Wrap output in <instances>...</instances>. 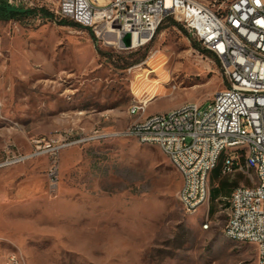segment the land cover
I'll return each instance as SVG.
<instances>
[{"label": "rangeland", "instance_id": "1", "mask_svg": "<svg viewBox=\"0 0 264 264\" xmlns=\"http://www.w3.org/2000/svg\"><path fill=\"white\" fill-rule=\"evenodd\" d=\"M31 1L54 18L0 20V157L9 143L30 152L31 138L56 130L121 131L136 118L129 109L137 100L148 112L205 108L224 89L219 63L193 46L198 40L182 24L186 32L165 20L140 47H104L90 29L60 25L57 0ZM200 1L216 9L233 0ZM67 149L57 190L45 169L23 207L7 211L10 222L1 217L0 264L15 251L24 264L257 263L254 244L223 234L231 190L251 184L246 174L221 173L224 154L207 202L186 214L176 199L181 177L159 148L118 135Z\"/></svg>", "mask_w": 264, "mask_h": 264}, {"label": "built area", "instance_id": "2", "mask_svg": "<svg viewBox=\"0 0 264 264\" xmlns=\"http://www.w3.org/2000/svg\"><path fill=\"white\" fill-rule=\"evenodd\" d=\"M57 1L56 16L90 29L94 42L104 47H119L122 33H129L131 40L124 48L143 46L166 19H174L218 61L224 89L218 90L205 108L184 103L144 119L140 117L147 103L137 100L129 109L135 120L121 131L56 130L31 138L28 153L9 143L2 150L0 171L46 157L48 187L55 192L63 150L108 136L134 137L141 144L159 148L178 172L181 186L176 199L186 214H193L207 202L210 174L224 154L221 173L246 174L251 184L231 190L223 234L234 242L254 244L256 264H264V0H233L216 9L194 0ZM8 2L28 5V0ZM205 219L209 222L207 215ZM4 264H24V257L11 252Z\"/></svg>", "mask_w": 264, "mask_h": 264}, {"label": "crops", "instance_id": "3", "mask_svg": "<svg viewBox=\"0 0 264 264\" xmlns=\"http://www.w3.org/2000/svg\"><path fill=\"white\" fill-rule=\"evenodd\" d=\"M20 6L26 8H32V1L28 0V5H20ZM162 96L163 95H160L157 98H160ZM156 113L157 112L145 111V113L140 117V119H144L145 117ZM80 128L84 129V127H80ZM49 134H51V132L46 134V136ZM21 142L23 149L27 151V149L29 148L27 141L23 140ZM68 150L70 149H66L65 151H63L64 157L68 155V153H70V151ZM47 164L48 161L46 157H39L28 161V163L19 164L16 165L15 167H10L0 171V229H2L3 227L1 225V217L2 216L7 217L8 222H10L8 218L9 212L7 211H9L10 209H14L16 207H23V204H21L22 203L21 199L25 195L37 191V188H39L46 181L43 172L46 169ZM29 168H31V171H28ZM213 170L210 174V177L213 176ZM39 172L42 173V175H38ZM210 177H209V181H210ZM19 181L21 182L20 188L11 197V193L14 191L12 188L17 183H19Z\"/></svg>", "mask_w": 264, "mask_h": 264}, {"label": "trees", "instance_id": "4", "mask_svg": "<svg viewBox=\"0 0 264 264\" xmlns=\"http://www.w3.org/2000/svg\"><path fill=\"white\" fill-rule=\"evenodd\" d=\"M36 17H40L42 19H53L54 14L44 7L26 8V7H23L20 5L16 6V5L10 4L8 2V0H0V20H2V21L14 20V21L21 22V21H24V20H27L30 18L33 19ZM166 20H169V23L171 25H174V26L180 28L182 31L186 32V30L182 27V25L180 23H178L177 21H175L174 19L168 18ZM59 24L60 25H66V26H72V27H82L78 23H75V22L68 20V19H61L59 21ZM82 28H84V27H82ZM91 36L94 39L93 34H91ZM199 44H200L199 42H194L193 46L195 48L199 49L200 48ZM202 52L213 57V55L209 51H207L206 49L202 48ZM215 61H217V60L215 59ZM219 171H220V167L216 166L213 170V175L217 176Z\"/></svg>", "mask_w": 264, "mask_h": 264}, {"label": "water", "instance_id": "5", "mask_svg": "<svg viewBox=\"0 0 264 264\" xmlns=\"http://www.w3.org/2000/svg\"><path fill=\"white\" fill-rule=\"evenodd\" d=\"M119 43H120V46L122 47H129L131 45L130 34L122 33Z\"/></svg>", "mask_w": 264, "mask_h": 264}, {"label": "bare ground", "instance_id": "6", "mask_svg": "<svg viewBox=\"0 0 264 264\" xmlns=\"http://www.w3.org/2000/svg\"><path fill=\"white\" fill-rule=\"evenodd\" d=\"M194 3L201 4V6H208V5L204 4V3H202L200 0H194ZM136 44H137V39H136V37H134L133 38V45H136Z\"/></svg>", "mask_w": 264, "mask_h": 264}]
</instances>
